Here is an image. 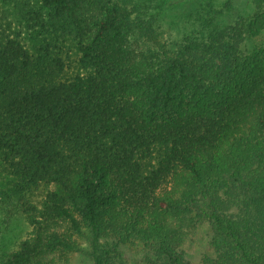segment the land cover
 I'll return each instance as SVG.
<instances>
[{"label":"trees","instance_id":"trees-1","mask_svg":"<svg viewBox=\"0 0 264 264\" xmlns=\"http://www.w3.org/2000/svg\"><path fill=\"white\" fill-rule=\"evenodd\" d=\"M3 1L18 18L0 32V162L29 232L0 264H62L79 237L92 264H123L99 243L109 228L150 246L145 264H189L176 249L195 218L204 264H264V47L217 31L154 45L133 0ZM250 4L232 29L264 31Z\"/></svg>","mask_w":264,"mask_h":264},{"label":"rangeland","instance_id":"rangeland-1","mask_svg":"<svg viewBox=\"0 0 264 264\" xmlns=\"http://www.w3.org/2000/svg\"><path fill=\"white\" fill-rule=\"evenodd\" d=\"M133 1L146 7L148 13L156 18L155 27L158 28L160 35L152 43L154 45H165L167 48H171V43L179 44L184 37L198 38L200 35L217 31L225 33L224 41L230 48L236 42L237 48L240 47L246 51L264 47V31L255 32L244 26L240 27L238 31L232 29V27H236L237 23H240V20L251 21L253 9L250 0H230V7L225 6L226 0ZM262 12L264 13V9ZM17 18L15 10L0 0V32L6 29V23H10L11 30L17 27L15 24ZM71 73H75V71ZM13 183L14 180L6 173L0 162V254L13 250L21 240L26 238L29 232V227L20 216L9 215V207L5 204V195ZM45 191V188L33 191L31 200L39 201ZM221 197L228 204L227 196L221 195ZM229 205L227 212L236 214L238 212L237 205ZM193 214L197 215L196 212ZM180 237L181 243L176 251L189 264H204V256H214L210 246V227L205 219L195 218L192 224L183 228ZM99 243L105 249L110 250L114 263L145 264L146 259L154 257V251L150 246L134 236H116L110 228L101 234ZM76 244V250L71 252L62 264H92L91 246L87 238L79 237Z\"/></svg>","mask_w":264,"mask_h":264}]
</instances>
